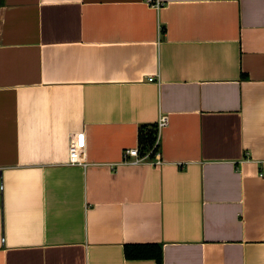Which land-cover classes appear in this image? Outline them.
I'll use <instances>...</instances> for the list:
<instances>
[{"label":"crops","instance_id":"0c3cea01","mask_svg":"<svg viewBox=\"0 0 264 264\" xmlns=\"http://www.w3.org/2000/svg\"><path fill=\"white\" fill-rule=\"evenodd\" d=\"M0 169V264H264V0H0Z\"/></svg>","mask_w":264,"mask_h":264},{"label":"built area","instance_id":"2783aa9c","mask_svg":"<svg viewBox=\"0 0 264 264\" xmlns=\"http://www.w3.org/2000/svg\"><path fill=\"white\" fill-rule=\"evenodd\" d=\"M154 79L149 78L148 81L152 82ZM157 124V140L154 147L146 154L140 155L137 148H133L132 150H125L123 152V164L125 165H139L143 164L149 160L151 156L154 157V161L151 163L153 166H160L162 165V161L160 159V155L157 152L158 142H159V134L160 131L167 125V117H161L158 120ZM69 148H68V157L69 163L71 165H84V141L82 140L81 136H72L69 138ZM4 194L3 191V184H2V170L0 169V200L2 199Z\"/></svg>","mask_w":264,"mask_h":264},{"label":"trees","instance_id":"16d2710c","mask_svg":"<svg viewBox=\"0 0 264 264\" xmlns=\"http://www.w3.org/2000/svg\"><path fill=\"white\" fill-rule=\"evenodd\" d=\"M157 126L148 125L141 127L138 134V151L140 155L148 153L155 145ZM123 252L127 260H154L156 264L162 263L163 251L158 244L125 245Z\"/></svg>","mask_w":264,"mask_h":264}]
</instances>
